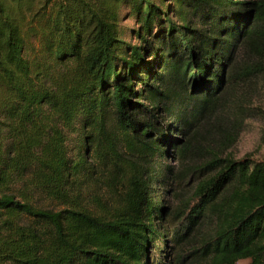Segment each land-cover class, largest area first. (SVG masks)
<instances>
[{"label":"trees","instance_id":"trees-1","mask_svg":"<svg viewBox=\"0 0 264 264\" xmlns=\"http://www.w3.org/2000/svg\"><path fill=\"white\" fill-rule=\"evenodd\" d=\"M259 78L264 0H0V264H264Z\"/></svg>","mask_w":264,"mask_h":264},{"label":"rangeland","instance_id":"rangeland-1","mask_svg":"<svg viewBox=\"0 0 264 264\" xmlns=\"http://www.w3.org/2000/svg\"><path fill=\"white\" fill-rule=\"evenodd\" d=\"M245 92L250 99L249 106L253 108V116L245 121L239 138L228 151V155L235 160L247 156L254 161H260L264 159V78L257 79ZM238 264L248 262L241 261Z\"/></svg>","mask_w":264,"mask_h":264}]
</instances>
